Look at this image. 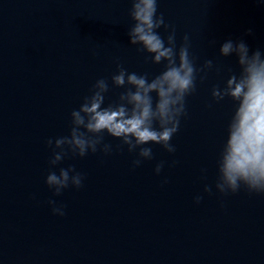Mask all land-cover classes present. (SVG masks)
<instances>
[{
	"label": "water",
	"instance_id": "1",
	"mask_svg": "<svg viewBox=\"0 0 264 264\" xmlns=\"http://www.w3.org/2000/svg\"><path fill=\"white\" fill-rule=\"evenodd\" d=\"M131 6L0 0V264H264V194L216 188L234 103L212 97L228 69L239 70L235 56L220 55L225 40L264 50V0H158L157 14L175 27L177 47L187 34L197 66L208 59L221 66L187 97L174 153L144 145L154 158L133 166L137 153L105 133L110 154L69 153L50 164L48 139L54 146L70 134L71 111L96 80L108 79V104L124 91L111 81L118 63L150 78L163 71L130 44ZM157 31L167 42L171 28ZM70 165L84 174L83 186L55 195L46 177ZM50 200L65 206V215L54 214Z\"/></svg>",
	"mask_w": 264,
	"mask_h": 264
},
{
	"label": "clouds",
	"instance_id": "2",
	"mask_svg": "<svg viewBox=\"0 0 264 264\" xmlns=\"http://www.w3.org/2000/svg\"><path fill=\"white\" fill-rule=\"evenodd\" d=\"M131 5L129 15L134 23L128 29L130 44L150 54L145 57L146 62L163 64V71L150 78L147 72H129L118 63V72L112 74L111 81L124 91L118 101L108 104H105L110 90L108 79L96 80L79 108L71 111L70 134L56 138L54 146L53 139H48L52 166L69 153L74 157L98 151L110 154L113 146L105 143V133L121 141L118 148L127 145L129 152L137 153L133 166L154 158L152 148L144 145L159 144L174 153L176 147L171 141L180 129L181 119L187 116V97L197 91L198 80L203 83L213 69L221 71V66L211 59L197 66L187 34L177 47L175 27L165 23L163 13L157 14L158 0H131ZM162 26L166 30L171 28L167 42L157 31ZM247 34L252 35L253 29H247ZM219 52L223 57L235 56L239 70L229 68L223 84L212 87V97L217 102L229 98L234 103L227 138L216 161V188L225 195L242 188L249 193L264 194V50L251 49L243 39L229 38L221 44ZM163 167L162 161L155 172L159 174ZM83 180L84 174L70 165L60 168L59 174L50 170L45 182L55 195H61L70 186L82 187ZM204 190L212 192L209 185ZM202 199L199 195L195 197L196 203ZM49 203L54 214L65 215V206H57L54 200Z\"/></svg>",
	"mask_w": 264,
	"mask_h": 264
}]
</instances>
